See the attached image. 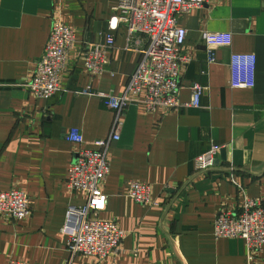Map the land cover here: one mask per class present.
<instances>
[{
	"label": "crops",
	"instance_id": "crops-1",
	"mask_svg": "<svg viewBox=\"0 0 264 264\" xmlns=\"http://www.w3.org/2000/svg\"><path fill=\"white\" fill-rule=\"evenodd\" d=\"M118 0H0V191L18 188L31 213L21 221L0 218V264H66L62 227L69 205L85 196L67 188V169L78 145L65 138L77 128L83 146L111 134L115 112L92 91L120 95L140 54L125 49L124 27L115 33L109 63L99 76L82 66L87 43H101ZM53 20L75 30L59 91L36 98L24 81L43 53ZM187 31L178 97L206 87L199 108L145 111L131 98L121 113L119 139L111 141L107 196L99 217L125 232L115 255L75 256L73 264H264V247L249 260L240 238L213 237L221 208H236L244 197L264 201V0H209L179 16ZM206 33V39L202 34ZM216 62L207 64L206 49ZM233 53L256 57L251 88L229 85ZM221 146L215 165L193 169L192 159L210 145ZM148 183L156 205L128 197V182Z\"/></svg>",
	"mask_w": 264,
	"mask_h": 264
},
{
	"label": "built area",
	"instance_id": "built-area-1",
	"mask_svg": "<svg viewBox=\"0 0 264 264\" xmlns=\"http://www.w3.org/2000/svg\"><path fill=\"white\" fill-rule=\"evenodd\" d=\"M209 0H118L107 21V34L101 43H87L80 53L82 66L91 76H99L109 63L108 53L113 48L115 33L124 27L125 49L139 52L140 57L130 74L124 91L117 96L92 91L88 86L80 91L97 95L103 105L115 112L111 134L94 141V148L83 146L79 129L71 128L65 138L78 145L75 157L67 169L68 189L85 196L80 206L69 205L62 230L66 235V250L73 264L75 256L103 259L115 255L125 232L114 220L100 218L107 196L102 183L110 172L108 147L119 139L121 113L131 98L139 99L145 111L158 108L174 110L182 107L199 108L205 86L192 83L188 102L180 101V77L183 66L192 58L182 54L187 31L178 26L180 15L202 8ZM206 33L202 34L206 39ZM75 43V30L53 20L43 53L35 61L32 74L24 81L25 88L36 98L48 99L60 89V79L67 57ZM206 62H216L214 49H206ZM256 57L252 53H233L230 56L229 85L233 89L251 88L255 81ZM221 146L212 144L192 159L193 169L204 172L215 165ZM128 197L141 205H156L148 183L130 180ZM31 213L28 195L18 189L0 191V218L21 221ZM213 237L240 238L245 242L247 257L252 260L264 247V201L244 197L236 208H221L213 222ZM7 264H27L11 259Z\"/></svg>",
	"mask_w": 264,
	"mask_h": 264
}]
</instances>
